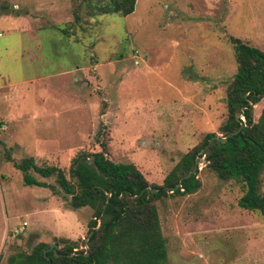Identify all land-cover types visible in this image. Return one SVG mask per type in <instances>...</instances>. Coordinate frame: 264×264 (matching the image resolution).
<instances>
[{
    "label": "rangeland",
    "instance_id": "1",
    "mask_svg": "<svg viewBox=\"0 0 264 264\" xmlns=\"http://www.w3.org/2000/svg\"><path fill=\"white\" fill-rule=\"evenodd\" d=\"M80 0H0V264L55 237L86 242L93 210L56 176L27 184L14 160L66 171L79 152L133 162L162 185L207 133L221 135L238 69L230 36L264 49V0H137L73 24ZM85 9V8H84ZM264 98L254 105L255 119ZM201 185L157 201L167 264H264V215L201 157ZM261 192L264 194V172Z\"/></svg>",
    "mask_w": 264,
    "mask_h": 264
},
{
    "label": "trees",
    "instance_id": "2",
    "mask_svg": "<svg viewBox=\"0 0 264 264\" xmlns=\"http://www.w3.org/2000/svg\"><path fill=\"white\" fill-rule=\"evenodd\" d=\"M136 3L137 0H80L73 24L63 31L69 33L72 25H82L84 10L90 17L110 13L127 16L135 11ZM230 41L238 69L227 87L228 114L220 126V136L227 140L210 143L217 133H207L200 144L182 156L162 185L150 183L135 163L112 160L108 142L101 136V150L79 152L72 159L71 179L64 168L40 165L33 156L14 160L25 183L50 186L56 192L55 185L37 179L31 170L43 177L56 176L59 186L71 196L73 208L88 206L93 213L88 222L87 244L55 237L54 243L39 241L29 250L10 254L7 264H167L168 245L157 201L197 191L201 185L199 169L189 178L185 176L207 146L202 155L206 166L221 179L241 183L245 188L241 205L264 215V108L258 119L253 112L254 105L264 98V49L236 36H230ZM182 178V185L176 187ZM151 188L159 189L152 192Z\"/></svg>",
    "mask_w": 264,
    "mask_h": 264
},
{
    "label": "water",
    "instance_id": "3",
    "mask_svg": "<svg viewBox=\"0 0 264 264\" xmlns=\"http://www.w3.org/2000/svg\"><path fill=\"white\" fill-rule=\"evenodd\" d=\"M238 116H240V113L238 114ZM233 133H237V131H236V132H233ZM233 133H232V134H233ZM229 135H231V134H229ZM214 140L225 141V140H227V137H223V136H220V135H214V136L210 139V143H211L212 141H214ZM207 147H208V146H207ZM207 147L201 151V156H199V157L196 159V162H195L194 168H193V169H192V170H191V171L185 176V178H189L190 176H192V174H194L195 172H197V170L199 169V163L201 162V157H202V155L205 154V151H206ZM183 179H184V178H182V179L179 181V183L177 184L176 187H180V186L182 185ZM158 189H159V188H151V191H152V192H156ZM101 223H102V220L100 219V220H99V225H98V227L101 225ZM90 235H92V233H91ZM88 239H89V236L87 237L86 244L88 243ZM86 248L88 249V245L86 246ZM87 254H88V253H87Z\"/></svg>",
    "mask_w": 264,
    "mask_h": 264
}]
</instances>
